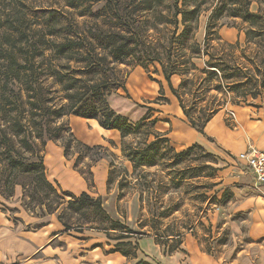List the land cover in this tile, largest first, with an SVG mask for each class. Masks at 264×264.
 Here are the masks:
<instances>
[{
  "label": "trees",
  "instance_id": "16d2710c",
  "mask_svg": "<svg viewBox=\"0 0 264 264\" xmlns=\"http://www.w3.org/2000/svg\"><path fill=\"white\" fill-rule=\"evenodd\" d=\"M210 1L67 0V5L80 9V17H91L93 24L82 29L75 18L68 17L67 11L42 9L37 18L44 21L45 27L34 30L28 26L20 34H9L5 42L8 46L0 51V58L4 59L0 62L2 198H13L21 186L22 200L35 203L43 213H57L65 230L83 232L85 224L95 223L89 217L73 225L66 219L68 216L73 218V214H82L84 209L90 210L88 215L100 213L101 224L91 227L119 240L115 251L135 255V230L118 218H110L102 195L60 191L49 180L44 147L50 140L57 141L67 158H71L75 147L87 152H109L107 146L87 144L74 134L66 119L74 114L120 132L122 156L132 163L131 174L139 171V176H146L148 168L165 162L168 150L178 155L194 148L205 152L198 143L176 152L167 132L155 129L157 119H152L150 111L132 122L111 105L114 93L121 88L127 90L129 71L125 72L121 65H140L146 70L153 65L177 97L190 126L203 134L208 122L226 106L230 94L232 104L259 106L250 100L258 99L264 92V8L258 5L253 10L255 0H214L205 36L199 39L200 19L208 9L204 5ZM224 15L240 18L246 24L241 28L246 36L243 46L239 41H223L219 33L223 23L219 19ZM247 46L252 47V56L246 54ZM240 47L242 54L238 56L235 52ZM174 77L180 78L177 85L173 83ZM160 85L163 90L161 81ZM151 135L154 139H150ZM133 137L135 140L129 141ZM207 155L214 157L209 152ZM86 156L90 153H80L74 167L93 184L86 171L78 168ZM90 157L91 168L106 156ZM109 165L108 188L117 168L113 161ZM119 169L126 176L130 174L127 166L121 165ZM115 231L120 232L113 236ZM143 263L146 262L138 264Z\"/></svg>",
  "mask_w": 264,
  "mask_h": 264
},
{
  "label": "rangeland",
  "instance_id": "374dc122",
  "mask_svg": "<svg viewBox=\"0 0 264 264\" xmlns=\"http://www.w3.org/2000/svg\"><path fill=\"white\" fill-rule=\"evenodd\" d=\"M260 1L262 4L256 0L253 2V10H257L258 5L264 8V0ZM214 2L211 0L204 5V8L207 6L208 9L202 13L200 19L197 32L199 39L205 36ZM67 4V0H0V51L1 48L3 50L8 46L5 42L9 34L13 36L20 34V31L26 30L28 26L34 30L45 27L44 21L37 18L41 15L39 10L42 9L65 10L70 19L75 18L80 23L82 29L93 24L91 17H80L78 15L80 9ZM219 20L223 23V26L219 28L223 41L232 43L239 41L243 46L246 36L241 28L246 24H243L240 18L228 15L220 17ZM247 49L246 54L252 56L254 53L252 47L247 46ZM235 53L241 56L242 47ZM3 60L0 58V62ZM199 66L203 67L202 63ZM120 67L125 69V72L129 71L126 80L127 90L121 88L114 93L110 98L111 105L132 122H136L150 111L152 119H157L155 129L167 132L170 144L176 152L183 150L184 148L178 144L175 129L179 127L186 129L190 124L186 116H180L175 112V102L163 75L156 72L153 65H150L148 70L140 65L129 68L126 65ZM178 79L179 77L173 78L175 85ZM160 81L163 84V90ZM232 97L233 94L227 97L229 101L222 111L220 110L221 114L218 116L223 118L230 127H234L236 120H239L244 126L249 125L251 128L258 123L251 120L264 118L263 109L259 111L257 108L248 107L251 104L246 103L239 106L247 107L239 108L235 106L237 104H232L230 101ZM250 101L264 105V92L258 99ZM71 115L73 116L69 117L70 125L80 140L90 145L104 144L109 152L104 153L97 149L87 152L83 148L75 147L71 151V158H67L64 148L57 141L50 140L44 147L45 158L51 151L56 155V150H59V157L71 171H77L74 163L80 153L84 155L90 153L92 157L105 155L104 159L94 163L96 167L104 164L103 166L109 169L110 161L117 164L110 188L106 186L107 178L104 184L97 180L96 168L89 167L92 163L90 156L82 158L78 168L86 171L87 176L93 180L92 184L83 176L90 194L95 197L99 195L104 197L110 218L113 220L118 218L128 228L135 230V237L132 240L137 241L138 249L135 255H124L125 264H138L141 261L146 262L143 264H211L207 257L209 255L218 260L219 264H258V252L249 245L248 224L244 221L248 214L241 204L249 193V187L255 183V178L250 167L240 161L236 154L221 151L219 155L213 154L214 158L207 155L209 151L205 148V152L200 148H194L181 155L168 150L164 163L158 162L147 169L149 173L146 176H139V171L131 174L132 163L124 160L122 150L119 148L120 137L115 132L102 131L98 134L99 127L93 122L94 120ZM77 119L83 120V123H77ZM90 131L94 135L97 133L95 137L89 133ZM150 139H154V135H151ZM134 140V137L129 138V141ZM121 165L129 168L128 176L119 169ZM52 170L53 168L48 167V176L60 191H80L77 183L74 184L69 178L65 184L72 186V189L65 187L61 184L60 178L52 174ZM193 175L198 176L191 177ZM18 190L19 192H16L11 199L2 198L0 195V208H9L13 216H18L22 210L33 217L47 215L35 203H29L28 199L23 201L22 187L19 186ZM27 204L30 206H26ZM83 212L82 214L70 212L73 218L68 216L66 219L76 225L90 217L94 220V225L87 223L86 230L84 229L83 232L78 233L77 230L71 229L70 232H66V235L75 236L77 240L84 239L86 243L91 240L90 246L93 251L100 246L105 254L116 252L115 247L119 240L110 239L104 231L91 227L101 224L102 215L100 213L88 215L89 209H84ZM104 221L109 224L107 220ZM115 232L113 236L120 231ZM124 248L131 250L130 246H124ZM96 250L100 251L99 248ZM132 250L134 252L133 248Z\"/></svg>",
  "mask_w": 264,
  "mask_h": 264
},
{
  "label": "crops",
  "instance_id": "0c3cea01",
  "mask_svg": "<svg viewBox=\"0 0 264 264\" xmlns=\"http://www.w3.org/2000/svg\"><path fill=\"white\" fill-rule=\"evenodd\" d=\"M179 81L180 78L177 80V84ZM170 93L174 99L173 102H175V112L180 116H185L177 97L171 91ZM235 106L243 109L247 107ZM248 107L257 108L259 111L264 110V105H248ZM221 111L208 122L205 127V134L200 133L192 126H188L186 129L183 127L176 128L175 133L179 140V146L185 149L198 143L212 154L219 155L221 151H225L236 154L237 157L250 146L264 151V118L251 120L258 122L251 128L249 125L244 126L239 120H236L234 127H230L223 118H218ZM71 116L73 115L67 116L66 119L68 120ZM80 118L94 120L93 122L100 128H97L98 132L96 130L98 134H101L102 131L115 132L120 137L121 142L120 132L117 129H105L95 119ZM82 121L77 119V123H83ZM68 122L70 123V119ZM91 132L89 133L93 134ZM119 148L121 149V146ZM52 152L45 158L47 176L49 175L48 167H51V169L53 168L52 174L58 176L61 184L65 187L72 189V186L65 184L67 178L74 184L77 183L80 191L71 193L79 195L78 193L83 191L89 192L83 175L77 169V171H71L64 165L63 160L59 157V150H56V155ZM103 165L99 164L96 167L93 164L92 166L96 168L97 180L99 179L101 184H104L105 178L108 179L107 175L110 169V167L107 169ZM254 178L255 183L249 187V193L241 201V204L248 214L244 221L248 224L249 245L258 252V264H264V183L258 182L255 175ZM49 180L51 181L50 178ZM16 192H19L18 188ZM66 232H70V230H65L57 213L33 217L22 210L18 216H13L9 208H0V264H125V256L122 253L116 251L105 254L100 246L96 247L100 251L96 249L93 251L90 246L91 240L86 243L84 239L80 240L79 238L77 240L75 236L66 235ZM78 233L81 232L78 231ZM207 257L211 264H219V261L213 256Z\"/></svg>",
  "mask_w": 264,
  "mask_h": 264
},
{
  "label": "built area",
  "instance_id": "2783aa9c",
  "mask_svg": "<svg viewBox=\"0 0 264 264\" xmlns=\"http://www.w3.org/2000/svg\"><path fill=\"white\" fill-rule=\"evenodd\" d=\"M238 159L245 162L254 173L258 182L264 183V151L250 146L238 155Z\"/></svg>",
  "mask_w": 264,
  "mask_h": 264
}]
</instances>
